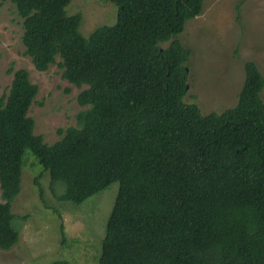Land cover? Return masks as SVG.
Wrapping results in <instances>:
<instances>
[{
    "label": "trees",
    "instance_id": "obj_1",
    "mask_svg": "<svg viewBox=\"0 0 264 264\" xmlns=\"http://www.w3.org/2000/svg\"><path fill=\"white\" fill-rule=\"evenodd\" d=\"M71 1L14 0L34 69L59 58L62 78L87 87L77 97L87 109L46 145L28 117L38 88L26 70L13 73L0 98V249L19 240L11 203L29 150L51 188L65 185L61 201L81 205L118 183L98 264H264V78L256 64L244 62L233 108L202 115L184 103L190 52L178 36L208 0H102L116 6V24L88 38L81 17L66 14Z\"/></svg>",
    "mask_w": 264,
    "mask_h": 264
},
{
    "label": "rangeland",
    "instance_id": "obj_2",
    "mask_svg": "<svg viewBox=\"0 0 264 264\" xmlns=\"http://www.w3.org/2000/svg\"><path fill=\"white\" fill-rule=\"evenodd\" d=\"M66 14L81 17L83 38L117 21L116 6L102 0H72ZM22 22L14 0H0V98L8 94L13 73L26 70L38 88L28 113L34 135L52 145L60 139L57 131L75 127L76 115L87 109L77 103L87 87L76 88L62 78L59 58L47 71L37 72L25 55ZM178 40L190 52L184 103L196 104L202 115L233 108L244 81V62H254L264 78V0H208ZM261 98L264 102V89ZM36 161L26 150L21 190L11 203L19 240L9 251L0 249V264H98L118 183L75 205L59 200L65 185L51 188L49 173Z\"/></svg>",
    "mask_w": 264,
    "mask_h": 264
}]
</instances>
